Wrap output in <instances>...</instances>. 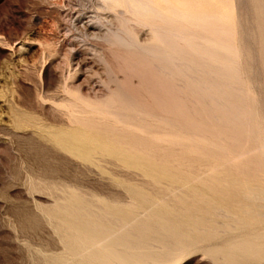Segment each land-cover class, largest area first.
<instances>
[{
  "label": "rangeland",
  "instance_id": "rangeland-1",
  "mask_svg": "<svg viewBox=\"0 0 264 264\" xmlns=\"http://www.w3.org/2000/svg\"><path fill=\"white\" fill-rule=\"evenodd\" d=\"M91 1L0 0V264H61L64 259H75L68 252L59 215L53 212L54 209H50L67 206L69 192L80 193V197L84 198L89 206L107 203L132 207L136 200L131 192L136 189L145 192L148 199H162L161 201L171 205L174 201L173 206H178V200L173 196L171 198L167 192V181L157 185L140 168L129 167L123 160L99 149L87 157L81 150H72L59 143L71 134L93 135L95 131L106 130L107 125L101 124L103 119H107V114H102L100 108H112L130 116L124 121H112L116 122L115 128L120 132L122 129L125 133L128 130L133 131L126 125L128 122L151 132H145L141 138L131 140L136 144L135 148L138 151L142 148V151H149L153 161L168 166L169 174L183 177L182 182L187 187L213 186L212 188H216L213 197L221 200L224 206V202L227 203L234 192L230 187L232 181L213 180L211 177L231 176L245 180L250 178L249 175L264 177V0H226V3L230 1L232 6L233 1L234 6L238 7L234 13L238 21L236 20L231 26L234 28L229 27L230 29L209 15L211 11L206 13L208 16L205 15L204 21L208 20L207 24L198 23L197 19H193L196 10H207L204 8L206 2H203L205 5L200 9V1L197 0H169L176 4L169 7L175 10H171L172 17L174 14L180 15H174L177 22L172 26L177 28L180 25L179 29L182 26L186 39L173 35L169 29L171 24H162L165 25V30H168L160 27L158 33L166 35V40L163 39L167 45L169 38L173 39V43L174 40L177 41V47L180 42L183 44L178 50L174 48V51H168L173 52L170 56L165 53L173 58L174 62L180 63L179 59L182 63L187 61V65H178L182 66L180 68L175 67L176 64H170L165 55H153L138 47H126L99 36L83 34L82 29L73 24V18L82 10L88 9L92 12L94 8ZM179 1H182L181 4ZM189 2L198 3L192 5ZM216 2L220 5L221 1ZM188 5L192 11H188ZM194 5H197L198 9L195 10ZM178 7L186 10L184 13L188 17L182 14L184 17L181 18L182 15L176 12ZM120 20L122 21V18ZM120 20L115 19L111 26H119ZM125 25L126 23L120 26L132 32V29L136 28L134 36L141 42L149 39L154 29L153 25H147L148 29L144 24L140 25L131 20L128 21L127 27ZM106 27L102 28L111 29L109 25ZM185 27L188 28L187 31ZM203 27H207L206 36ZM215 27L221 32L214 30ZM189 29L195 34L189 32ZM226 31H233L234 35H229ZM208 32L211 34H207ZM158 33L157 41L161 36ZM189 33L192 35L189 36ZM199 33H202V37ZM221 33L224 41L229 39V43L230 40H242L238 42L240 45L236 44L237 42L231 43L236 45L235 51L236 48L240 51H227L224 43L228 42L219 40ZM194 35L197 38L193 37ZM179 38L180 40H177ZM205 38H208L207 41ZM190 39L202 43L197 50L189 46L198 54L185 47L186 41ZM198 39L203 41L199 42ZM209 39L223 42L224 47L218 42L221 44L219 47L209 49ZM71 41L75 45L71 46ZM160 43L161 46L166 45L162 41ZM209 52L214 54L208 56ZM202 54L205 56L201 57ZM234 54L240 55L237 57ZM210 57L212 58L208 59ZM200 61H205L206 64L203 66ZM75 66L78 69L74 70ZM209 71L216 73L210 74ZM228 75L233 80L231 77L228 79ZM68 98L74 100V110L67 105V102H70ZM97 105L99 108H96ZM83 108H88L90 115ZM81 109L83 110L79 114L82 115H78ZM255 109L258 115L255 119L253 117V122H247L246 119L243 121L244 115H252ZM69 113L70 119L76 123L69 120ZM21 114L26 116L22 120L17 116ZM138 117L140 118L135 119ZM81 118L87 119L88 122H80L78 119ZM162 127L166 129L163 130ZM168 136H172L171 139ZM96 145L97 143L92 141L91 147ZM212 165L218 169H214ZM194 177L205 179H192ZM204 199L194 201V206L207 210L205 207L208 206V199ZM257 202L264 205V201ZM241 209V206H231L230 212L234 216V213L240 214ZM219 215L221 216L218 217ZM219 215L216 219L220 224L218 223L215 233L218 239L204 240L205 242L196 239V244L184 248L178 256L170 257L165 263L227 264L228 262L211 253L224 245L229 238L237 235V221L232 217ZM223 222L233 226L225 232L221 230L224 229ZM260 256L247 257L241 264H264V256Z\"/></svg>",
  "mask_w": 264,
  "mask_h": 264
},
{
  "label": "bare ground",
  "instance_id": "bare-ground-1",
  "mask_svg": "<svg viewBox=\"0 0 264 264\" xmlns=\"http://www.w3.org/2000/svg\"><path fill=\"white\" fill-rule=\"evenodd\" d=\"M190 1L195 2V0H190ZM197 1L198 2L200 1L199 5L197 4L198 7H200V9H202V6L205 2H206L205 4L207 5L206 6L204 4L205 5L204 8L205 7L207 8V10L205 8V10H206L205 12L196 10V9H198L196 7L197 5L196 6L194 5V7H196L195 10L197 12L195 13L193 19L194 20L197 19L198 23L201 22L202 24H204L206 22V24H207L208 20L207 21H204V20H206V16H208V14L211 15L212 17L217 18V20H220L222 22V25L226 24V26H228V28L231 27L234 24V22L237 20V17H235L237 15H235L234 13L236 11V8H238V7L234 6L235 4L233 3V1H231L233 6L230 4V1H229V3L228 2L226 3V0H223V1H225L224 3L222 0H218L219 2L221 1L220 5L218 2H216V0H197ZM91 2H92V6L94 8L93 11L91 10L92 12L88 11V9H87V11L82 10L81 13H78L73 18V24L78 28L80 27L83 31V34H85V35L88 34V35H90V36L92 35L94 37L99 36V37H102V38L108 40L109 42L111 41L113 43H117V44H120V45H123L126 47L127 46L128 47H138L142 51H146V52L151 53L153 55H161V56H164L165 53H168V51H174L175 49L178 50V47L179 46L181 47V45H183L179 41L180 45L177 44L178 45V47H177L175 44V42H177V41L174 40V43H173V39L171 40V38H169V36L171 37L170 34H169V36H167L169 38L168 45H167V42L164 43V39L166 40V38H165L166 35L164 34L165 35L164 36L163 34L158 33L160 27H163V28L165 27V25L163 26L162 24H166V26H167V24H168V26H169V24H171L170 25L171 27L169 26V29L171 30V32H173V35H175L177 37H181V38L184 37V39H186L184 28H181L182 26L180 27V29L178 28L180 25L177 26V28L173 27L175 25V24L173 25V23L177 22V20H175V17H174L175 14L173 15L174 18L172 17L173 9H169V7L170 8H171V6L173 7V5L175 4L174 1H173L174 3L172 2L173 4L169 0H92ZM181 2L179 4H181ZM198 2H196V3H198ZM185 3L187 4V2H185ZM189 3L190 4L192 3V5L196 4L193 2H189ZM182 5H184V4L182 3ZM179 6L181 7V5H179ZM236 6H238V5H236ZM188 7H189V5H188ZM181 8L179 9V7H178V10L176 12L180 13L181 15L183 14L184 16L187 15V14H185L187 11L183 10ZM189 8L190 9L188 11L191 10V7H189ZM195 10L193 9L194 12H195ZM105 11H106V13H105ZM208 11H211V14H210V12L208 13ZM111 13L115 14V15L114 16L110 15ZM189 13H191V12H189ZM206 13H208V14H206ZM191 14H194V13H191ZM178 15L179 14H177V16ZM183 15L181 18L184 17ZM190 16H192V15H190ZM211 16H209V17H211ZM118 17L122 18V21ZM179 17H180V15H179ZM187 17H188V15H187ZM239 17H240V15H238V19H239ZM115 19H119L121 21L120 25H124L126 23L125 27H127V23L130 20L137 22V23H140V25L144 24V26H146L147 28L149 25H153L154 29L152 28L153 30L151 31L152 36L149 39L144 40V42H141L138 39V37L136 38L134 36V35H136V33L134 32V30L136 29L134 27L135 24L133 26L135 29L131 28L133 30V32L131 30L123 29V26H120L119 24H118L119 26H117V27L114 26L115 27L114 28L111 25L114 23ZM194 20H193V22H194ZM184 21L185 20H183V22ZM193 22H192V24H193ZM106 25H109L111 27V29L110 28H108V29L102 28V27L107 28ZM209 25H211V24H209ZM210 27H212V25ZM220 27H221V25H220ZM205 28L207 29V27H203L204 35L206 36V34H205L206 29ZM231 28H234V27H231ZM187 29L188 28L185 27L186 31H187ZM229 29H227V31ZM236 29L237 28L235 27V30ZM164 30H165V28H164ZM167 30H165V31H167ZM214 30H216L218 33L221 32V31H218V29H216V27ZM221 30L223 31V29H221ZM188 31L191 32L190 29ZM194 31H197V30L194 29ZM210 32H208L207 34H209ZM217 32H216V34H217ZM226 32H225V34H226ZM231 32L234 33L233 31H231ZM143 33H145V32H143ZM157 33L159 36L160 35L162 36V38H161V36L159 37L160 40L162 39L161 40L162 43L166 44L168 46V49L170 48L171 50L170 49L168 50L166 45L165 46L162 45L164 47H162L160 45L161 41L160 40L157 41L158 40V38H157L158 36L156 35ZM160 33H162L161 30H160ZM186 33H188V32H186ZM191 33L193 34L194 32L192 31ZM191 33H189V36ZM222 33L224 34V32H222ZM227 33H229V32H227ZM232 33H229V35ZM235 33H236V31H235ZM216 34H214V35L217 36ZM223 34H222V36L221 35L219 36L220 38L218 36H217V38H219V40L222 39V41H224V39L222 38ZM173 35H172V37L174 38ZM201 35H202V33H201ZM201 35L199 33V36H201ZM212 35H211V37H212ZM232 35H234V34H232ZM193 37H196V36L194 35ZM212 38H214V37H212ZM217 38H214V39H217ZM227 38H228V36H227ZM236 38H237V36H236ZM207 39H206V41H207ZM214 39L208 40V42L210 43L209 49H211V50H214L216 48V46L219 47V45H221L223 43V42H220L218 40V42L221 43V44H219L218 42H216L217 40L214 41ZM82 40H84V39H82ZM177 40H180V38ZM195 40H191V39L188 41L184 40V41H186L185 44H187V46H185V47L190 46L191 48H195V49L200 47L201 46L200 44H202V43H198V42H196L197 40L196 41ZM200 40L203 41L202 39H200ZM200 40H199V42H200ZM170 41H172V42H170ZM226 41L228 42L229 39H226ZM226 41H224V42H226ZM231 41L232 40H230V43L229 42L224 43L226 45L222 44V46L224 45L225 47L224 46L223 47L226 48L227 51L232 53V51L233 52L235 51L236 45H234V44L231 45V43L237 42L236 44H239L238 42H241L242 40L236 41V42L235 41L231 42ZM245 43H247V42H245ZM70 45L73 46L75 44L71 41ZM189 48H187V49H189ZM180 49H182V48H180ZM183 49L186 50L184 47H183ZM195 49H191V50L198 54L197 51H194ZM73 50H75V48ZM237 50L240 51L239 49L236 48V51ZM236 51H235V53H236ZM172 53L170 52V53H168V55L170 56V54H172ZM213 54L214 53L209 52L208 56H212ZM240 54H237V55H240ZM180 55L181 54H179V56ZM203 55L204 54H202L201 57L205 56V55L204 56ZM237 55H235V56H237ZM165 56H167V55H165ZM169 56H167L169 63L173 64V65L176 64L177 66H175V67L180 68L183 65H187L186 64L187 61L182 63V60L179 59L181 61L180 63H178L179 61L174 62L173 58L171 59ZM197 56L200 57V55H197ZM208 56H206V57H208ZM230 56L232 57L233 55H230ZM172 57H174V56H172ZM237 57H233V59L237 58ZM211 58L212 57H210L208 59H211ZM174 59H176V58H174ZM177 60H178V58H177ZM204 60H207V59L204 58ZM75 62H79V61H75ZM207 62H208V60H207ZM200 63L203 64V66H204V64H206L205 61H200ZM198 64H199V62H198ZM178 65H182V66L179 67ZM220 68H221V66H220ZM220 68H218V69H220ZM76 69H78V68L76 67L74 70H76ZM227 70H228V68H227ZM171 71H172V69H171ZM212 72L216 73L215 71H212ZM212 72H210V74ZM235 72H237V70ZM232 73H234V72H232ZM235 75H236V73H235ZM232 76H233V74H232ZM188 77H189V75H188ZM230 77L231 76L228 75V79ZM225 78H227V77H224V79ZM228 79H226V81L229 82V84H230V81H228ZM232 80H233V78H232ZM231 87H232V84H231ZM67 88H68V85H67ZM220 89H222V88L220 87ZM208 90H210V89H208ZM69 91H70V89H69ZM74 91L71 90V92H74ZM222 92H224V91H222ZM207 94H209V93H207ZM122 95H124V94L122 93ZM79 97H81V99L83 98L82 95ZM68 99L70 102L68 104V102H67L68 100H67L66 101L67 105L70 107H73V106L75 107L76 104L73 102L74 100L72 101V100H70V98H68ZM76 99H77V97H76ZM110 99H111V97H110ZM80 103H81V101H80ZM83 105H85V103H83ZM74 107L72 108V110H74ZM93 107H95V105ZM88 108L90 110L92 109V107L91 108L88 107ZM88 108H86V109L83 108V109H85V111H87L89 114L90 110L88 111ZM96 108H99V105H97ZM83 109H81V111L78 112V115H82V113L81 114H79V113L82 112ZM100 110H101L100 112L102 114L103 113L107 114V119H103V123L101 122L102 123L101 125H103L104 123H105V125H107L108 128L106 130L102 129L101 131H97V132L95 131L93 135L92 134H86V133L80 134V135L71 134L67 139L60 140L59 143L65 147L69 148V149H72V150H81L82 154L87 156V157H89L90 154L94 150L99 149L101 151L112 154V155L116 156L117 158L123 160L126 163V165L129 167L140 168L143 172L148 174L155 181V184H157V185H161L167 181L168 182V185H167L168 194L170 195V197L173 196L174 198H176L178 200L179 204L176 207L175 205L173 206L174 201H173V204L171 205V204H169V202L167 203V202L161 201L162 199L159 201L153 200V199H148L146 197L147 194L145 192L140 191V190H136V189H132L131 193L136 200L133 202L132 207H121L118 205H108L107 203H104V205H101V206H98V205L95 206L93 204H92L93 206H89L86 204V201L84 200V198L82 199L80 197V193H78V192L77 193L76 192L70 193L69 192L68 200H67V202H68L67 206L50 208V209H54L53 212H56L59 215V220L61 221V225H62V231L64 233L63 238H64V241L66 243L68 252L70 254H72L75 258V259L72 258L70 260L64 259V260H62L61 264H164L167 261V259H169L170 257H173L177 254H180V252L184 248L190 247V246L196 244L195 243L196 239L197 240L200 239L203 241L204 240H211L214 238L218 239V237H215V235H216L215 233H216V230L218 229L217 228L218 223L220 224L219 220L216 219V216H218L219 214H223L225 217H232L237 221L236 222L237 226L234 225L237 228V230H236L237 235L234 238L233 237L229 238L224 243V245H222L221 247L216 248V250L213 251V253H211L212 255L219 257L220 259H223L224 261L228 262L227 264H241L242 260L247 258V257L256 256V255H258V256L263 255L264 256V205L257 202V201H260V202L264 201V177L262 175L261 176H259V175L255 176L254 175L252 177L249 175L250 178L248 180H245V179L240 178V177H231V176L230 177L229 176L228 177L227 176L226 177H219V176L211 177V179H213V180L225 179V180H231L232 181V184L230 185V187L234 190V192L232 193V195H230V197L228 196L229 199L227 200V203L224 202L226 205V206H224L221 200H218L217 198L213 197V192L216 191V188H212L213 186L212 187H205V186H198V187H190L189 186V187H187L182 182L184 180L183 177L175 175V174H169L168 170L170 168L168 166H165L164 164H158L155 161H153V159L150 157L151 153L149 151H142L143 148L140 151H138L135 148L136 144L134 142H132L131 140H136V139L141 138L142 135L145 134V132L146 133L147 132L151 133V132L143 130V128H141L139 125L129 124V122L126 125L129 126V128L133 131L128 130L127 132H130V133H127V132L125 133V132H123L124 130L122 129L123 131L121 130V132H120L119 130H117L115 128L116 126L114 124L116 122L112 123V121H124V119H126V118L129 119L130 116L125 114V113H121V112L112 110V108H108L105 110L103 108H100ZM72 112H75V111H72ZM93 112H94V110H93ZM122 112H123V110H122ZM244 113H242V115ZM257 113L258 112L255 109V111L253 112L252 115H250V116L244 115L245 118L242 117L243 121H244V119H246L247 122H253V117L255 119L256 116L258 115ZM22 114H24V113H22ZM22 114L17 115V116L21 117ZM76 114H77V112H76ZM84 114H85V112H84ZM70 115L71 114L69 113V120L72 119V118L70 119ZM103 116L105 117V115H103ZM133 116H135V115H133ZM20 117H19V119L22 120L24 116H22V118H20ZM117 118H118V120H117ZM139 118L140 117L135 118V119H139ZM30 119L32 120V117H30ZM132 119H133V117H132ZM78 120H80V122H82V123L88 122V120L84 119V118H81ZM260 120H262V119L260 118ZM263 120H264V117H263ZM71 121H73V123H76L74 120H71ZM148 121L152 123V121H150L149 119H148ZM90 122H92V121H90ZM130 122H132V121H130ZM22 123H23V121H22ZM123 123H122V125H123ZM144 124H146V121L144 122ZM58 125H60V124H58ZM101 125H100V127H101ZM118 125H120V124H118ZM160 126H162V125H160ZM156 127H158V125ZM154 128H155V126H154ZM164 128L165 127H162L163 130H164ZM116 130L119 132H117ZM122 133H124V134H122ZM129 136H131L130 137L131 139L128 138ZM155 136H156V134H155ZM157 136H159V135H157ZM172 136H168V137H170V139H171ZM144 138H146V136ZM159 138H161V137H159ZM162 138H164V137H162ZM128 139H129V141H128ZM164 139H166V138H164ZM170 139H168V140H170ZM151 140H153V139H151ZM180 140L182 141V139H180ZM92 141H94L95 144L97 143L96 147H94V148L91 147ZM160 141L161 140H159V142ZM167 143H169V142H167ZM160 145L162 146V144H160ZM151 148H153V147H151ZM158 148H160V147H157V149ZM165 148H167V147H165ZM151 151H152V149H151ZM160 151H163V150L160 149ZM196 151H197V149H196ZM156 157H158V156L156 155ZM233 158H236V157H233ZM169 159H170V157H169ZM236 159H238V158H236ZM233 160H235V159H232V161ZM173 161H175V160H173ZM179 162H180V160H179ZM180 164H181V162H180ZM213 165H212V167H213ZM200 166H202V165H200ZM207 166H208V164H207ZM178 167H180V165ZM191 167H194V166H191ZM213 168L215 169L217 167L215 166ZM220 172H221V170H220ZM192 179L198 180V179H205V178L194 177ZM206 179H208V177ZM153 187H155V186H153ZM160 189H161V187H160ZM152 190H154V189H152ZM155 192H153V193H155ZM158 192H159V190H158ZM156 195H158V194L156 193ZM208 196H210V197H208ZM165 197H166V195H165ZM173 197H171V198H173ZM204 198L208 199V201H207L208 206L207 207L203 206V207L207 208V210L206 209L201 210L200 208H196L194 206L193 202L196 200L198 202ZM167 200L169 201L170 198ZM171 200H174V199H171ZM202 201H201V203H202ZM205 201L206 200L204 199V202ZM243 201H245V202L249 201V202L244 203ZM231 206H241L242 209H241L240 214L234 213V216H233L230 212ZM220 216L221 215H219L218 217H220ZM212 217H214V218H212ZM222 225L224 226V229H221V230H224L225 232L228 231L229 229H231V227L233 226L230 223L227 224L226 222H223ZM224 231H223V233H224ZM220 233H221V231H220ZM232 235H235V234H232Z\"/></svg>",
  "mask_w": 264,
  "mask_h": 264
}]
</instances>
